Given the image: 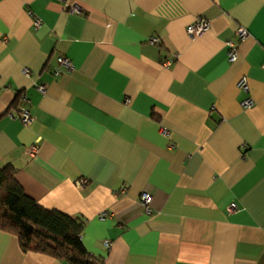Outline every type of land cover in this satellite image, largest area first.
<instances>
[{
	"label": "crops",
	"instance_id": "1",
	"mask_svg": "<svg viewBox=\"0 0 264 264\" xmlns=\"http://www.w3.org/2000/svg\"><path fill=\"white\" fill-rule=\"evenodd\" d=\"M263 66L264 0H0V168L103 264H264ZM0 264L66 263L0 231Z\"/></svg>",
	"mask_w": 264,
	"mask_h": 264
},
{
	"label": "trees",
	"instance_id": "2",
	"mask_svg": "<svg viewBox=\"0 0 264 264\" xmlns=\"http://www.w3.org/2000/svg\"><path fill=\"white\" fill-rule=\"evenodd\" d=\"M15 175L11 166L0 168V231L15 236L24 253L66 264H103L82 244L83 221L37 204L25 195Z\"/></svg>",
	"mask_w": 264,
	"mask_h": 264
},
{
	"label": "built area",
	"instance_id": "3",
	"mask_svg": "<svg viewBox=\"0 0 264 264\" xmlns=\"http://www.w3.org/2000/svg\"><path fill=\"white\" fill-rule=\"evenodd\" d=\"M71 12L74 14H79V10L76 8L71 9ZM35 26L36 27L39 26V21L35 22ZM208 29H209V24L205 20L198 19L196 22H194L188 26L186 33L189 37L195 38V37L201 36ZM237 36L240 39H243L247 36V32L243 29H239L237 32ZM150 43L156 44V43H158V40L153 38L150 40ZM227 47L229 49L228 61L233 62L236 59V50H235L234 44L232 42H228ZM57 62H58V66L60 68L63 67L64 69H67V70L71 69V63L65 57H59L57 59ZM263 68H264V66H263ZM24 72H25V74H28V71H24ZM60 74H61V72L58 68L53 71V76L56 78L59 77ZM237 86L241 91L248 94L249 88L247 85V79L245 77H242L238 81ZM37 89L40 93H44V91H45L44 86H38ZM21 101L23 102V105L20 106L17 115H11V117L13 118L14 116H16L23 125L27 126V125H30L33 121L32 117L30 115L29 109H28L29 100L25 95H23L21 97ZM241 106L245 109H250L253 106V101L251 99H246L245 101L242 102ZM37 152H38L37 145L31 146L29 151H28V153L31 157H34L37 154ZM80 183H81V185H83L85 183V181H81ZM78 185H79V183H78ZM151 202H152V197L149 193H143L139 199L140 206L142 207L144 213L147 215H150V213H151ZM233 210H234V206H232L229 209L230 212H232ZM106 216H107V214L105 212H103L98 217H99V219L102 220ZM109 246H110V244L106 242L105 247L109 248Z\"/></svg>",
	"mask_w": 264,
	"mask_h": 264
}]
</instances>
